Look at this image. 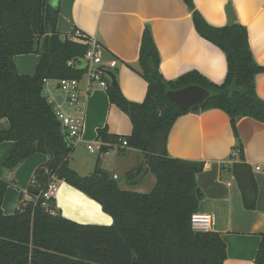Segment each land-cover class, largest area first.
Segmentation results:
<instances>
[{
  "label": "trees",
  "instance_id": "1",
  "mask_svg": "<svg viewBox=\"0 0 264 264\" xmlns=\"http://www.w3.org/2000/svg\"><path fill=\"white\" fill-rule=\"evenodd\" d=\"M182 1L191 12L196 32L224 55L226 72L221 83L196 70L165 79L160 53L147 26L142 30L137 56L139 74L147 83L143 101H129L117 82L112 84L102 76L109 101L128 116L132 130L129 135H113L104 126L97 129L96 139L106 143L126 139L127 146L143 153V163L126 173L133 179L143 166L149 168L155 183L143 193L120 189L98 167L99 155L110 147L102 146L91 173L79 174L68 165L72 144L44 95V83L80 78L88 46L57 31L58 5L53 7L51 0H0V118L8 121V127L0 130V143H14L2 168L10 175L32 154L48 157V162L33 172L30 185L37 194L25 203L21 201L13 214L3 213L2 200L10 183L0 178V264H223L226 245L221 234L191 228L200 200L195 194V176L203 170L204 162L170 156L167 138L181 115L210 109L224 112L236 139L234 148L240 151L230 170L244 207L254 209L257 184L253 168L244 161L237 121L250 117L264 123V100L255 86V77L264 72V66L253 57L245 25L237 21L210 25L193 0ZM31 53L39 54L33 74H19L13 57ZM69 61L72 64L68 65ZM188 85H198L209 95L184 111L166 92ZM53 178L95 200L112 223L83 224L62 216L55 198L42 196ZM253 264H264V230Z\"/></svg>",
  "mask_w": 264,
  "mask_h": 264
},
{
  "label": "crops",
  "instance_id": "2",
  "mask_svg": "<svg viewBox=\"0 0 264 264\" xmlns=\"http://www.w3.org/2000/svg\"><path fill=\"white\" fill-rule=\"evenodd\" d=\"M193 3L210 25L223 26L232 21L245 25L253 57L264 66V0H193ZM57 5V31L68 37L78 29L97 41L101 46L103 65L115 72L119 88L129 101L142 102L147 90L137 63L145 26L151 30L160 53V70L165 79H175L191 70L214 83H221L224 79L226 63L223 53L196 32L191 12L182 0H61ZM38 58L36 53L15 55L17 72L33 74ZM255 86L258 96L264 100V72L256 75ZM55 96L60 93L56 92ZM80 99L84 109L81 141L72 144L67 161L71 168L85 175L96 165L98 153L92 160L85 153H95L90 152L87 145L97 140V129L106 126L110 134L129 135L132 125L128 116L109 101L105 89L94 86L89 93L81 92ZM7 127V119L0 118V130ZM237 131L244 161L253 168L257 184L254 209L244 207L230 170L232 162L238 160L230 157L236 139L224 112L210 109L179 116L169 131L166 148L172 157L204 162L203 170L195 176L200 193L196 213L208 216L211 231L221 234L226 245L223 264H253L260 233L264 230V123L241 117L237 121ZM68 140L72 141L69 137ZM13 145L12 141L0 143V178L10 183L1 206L7 215L13 214L21 201L25 203L32 199L28 188L33 172L48 162L46 155L35 153L8 175L2 162ZM143 160V153L138 149L116 147L99 155L98 167L115 181L123 175L124 181L117 183L120 189L147 193L154 186L155 176L148 171L138 180L146 166L137 177H126V173ZM147 178L148 183H143ZM52 183L55 185L53 197L62 216L83 224L112 223L111 216L83 192L56 178ZM145 187L149 190H144ZM78 195L86 200V205L82 203L81 208L72 203V196Z\"/></svg>",
  "mask_w": 264,
  "mask_h": 264
},
{
  "label": "built area",
  "instance_id": "3",
  "mask_svg": "<svg viewBox=\"0 0 264 264\" xmlns=\"http://www.w3.org/2000/svg\"><path fill=\"white\" fill-rule=\"evenodd\" d=\"M70 40L81 42L88 46L82 58L83 67L85 68L84 74L80 78H62L56 80H45L44 95L48 102L52 104L53 111L56 119L59 121L61 127L67 133V136L72 139L71 144H76L81 141V130L84 125V109L80 99L81 92L89 93L94 86L106 89L107 82L102 78L106 75L110 80L107 69L103 65L101 56L100 44L88 37H86L80 30L76 29L68 36ZM72 61L68 62V65ZM84 85L81 86V82ZM59 92L60 96L56 97L55 93ZM102 146L110 148L127 146L126 139H118L117 142H103L96 140L87 145L90 152L101 153ZM239 149L234 148L231 153V159H239ZM259 169L258 166L255 167ZM116 178V175H114ZM55 191L54 183L50 182L45 191L42 192L44 198L53 197ZM191 228L194 231L208 232L211 231V220L206 215L194 213L191 218Z\"/></svg>",
  "mask_w": 264,
  "mask_h": 264
},
{
  "label": "water",
  "instance_id": "4",
  "mask_svg": "<svg viewBox=\"0 0 264 264\" xmlns=\"http://www.w3.org/2000/svg\"><path fill=\"white\" fill-rule=\"evenodd\" d=\"M56 4L57 0H52V6L55 7ZM107 74L110 78L111 83L116 84L117 81L115 75L111 71H108ZM208 95L209 91L198 85H188L177 90H168L166 92V96L168 97V99H170L173 103L178 105L184 111H189L191 107L201 104L205 100V98L208 97ZM66 137L68 140L67 135ZM148 171L149 168L146 167L141 173L138 180L142 179ZM28 192L33 195L37 194L36 189L31 185L28 188ZM195 194L197 197H200V193L198 190L195 191Z\"/></svg>",
  "mask_w": 264,
  "mask_h": 264
},
{
  "label": "rangeland",
  "instance_id": "5",
  "mask_svg": "<svg viewBox=\"0 0 264 264\" xmlns=\"http://www.w3.org/2000/svg\"><path fill=\"white\" fill-rule=\"evenodd\" d=\"M61 34V36H63L64 37V33H60ZM32 55H34V53H31ZM25 59H27V58H25ZM27 61V60H26ZM97 154V152H95L94 154L93 153H85V156L86 157H88V158H91V160L93 159V156L94 155H96ZM154 177V176H153ZM124 176L123 175H121L120 177H119V180H116L117 181V183L118 182H120V181H124ZM154 179V178H153ZM143 183H148V178L143 182ZM147 188H149V187H145V189L144 190H149V189H147Z\"/></svg>",
  "mask_w": 264,
  "mask_h": 264
},
{
  "label": "bare ground",
  "instance_id": "6",
  "mask_svg": "<svg viewBox=\"0 0 264 264\" xmlns=\"http://www.w3.org/2000/svg\"><path fill=\"white\" fill-rule=\"evenodd\" d=\"M86 200H84L83 198H81V196H72V203H73V206H78V207H82V203L84 205H86L85 202ZM81 203V204H80ZM94 207V206H93Z\"/></svg>",
  "mask_w": 264,
  "mask_h": 264
}]
</instances>
